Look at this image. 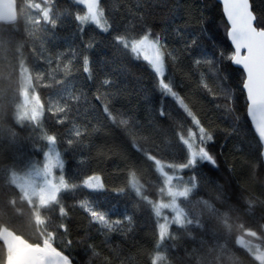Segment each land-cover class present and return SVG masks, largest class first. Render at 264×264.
Listing matches in <instances>:
<instances>
[{"label": "snow or ice", "instance_id": "obj_1", "mask_svg": "<svg viewBox=\"0 0 264 264\" xmlns=\"http://www.w3.org/2000/svg\"><path fill=\"white\" fill-rule=\"evenodd\" d=\"M162 2L168 9L167 27L155 33L147 24L158 6L152 0L125 6L124 15L141 22L139 31L136 24L126 27L106 15L101 0H75L83 10L67 13L58 11L54 0H0V22L7 26L0 28V218L12 221L14 213L21 214L36 234L30 240L7 224L0 225V264H74L73 241L67 239L70 232L65 222L70 209L62 193L79 189L100 192L105 184L95 172L66 176L63 156L69 151L90 156L93 150L97 158H104L107 152L120 155L127 187L135 197L131 207L125 205L119 214L99 201L79 200L89 224L104 234V243L114 254L101 264H141V259L143 264H264V0H259L258 11L253 10L251 0H219L230 51L215 42L204 43L207 29L199 19L195 25H175L180 6ZM66 16L74 18V35L80 37L83 47L70 45L66 51H52L40 34H54ZM21 20L22 31L11 27L19 26ZM89 24L109 35L104 47L111 50L110 58L94 59L91 55L99 42L94 34L85 39ZM169 29L179 47H170L164 34ZM29 44L30 56L42 60L43 65L30 66L25 55ZM125 57L127 62L141 58L146 62L147 82L138 77V89L121 87L115 78L118 71L131 73ZM232 65L240 66L242 73L237 87L245 97L243 120L235 114L234 82L226 74ZM56 72L62 73L61 79H56ZM80 73L86 74L83 83L77 79ZM185 81L194 82L212 98L219 118L229 121L225 134L256 154L258 163L249 161L248 167L258 195L238 183L235 168L228 179L216 176L220 166L208 149L214 132L201 119L203 109L195 110L199 102L184 92ZM41 86L49 90L47 100L38 91ZM150 92L159 93L152 107H148L152 105ZM133 93L143 94L142 111L126 104L117 107ZM167 98L173 101L172 107L165 103ZM180 120L190 121L192 127ZM109 127L120 131V145L96 142L101 134L111 135L106 131ZM35 155L42 157V163ZM167 158L181 162L166 163ZM86 162L81 160V164ZM185 171L187 179L177 175ZM151 187L157 189L158 199L146 194ZM21 203L31 209L27 215L21 213ZM142 205L154 217L156 232L150 248L135 242L136 213ZM166 210L170 215L164 214ZM113 215L123 218L113 219ZM113 233L130 243L127 255L122 254V245L113 248L109 243ZM58 239L63 249L56 246ZM132 247L144 249L143 257L133 253ZM95 249L89 245L92 257L99 258Z\"/></svg>", "mask_w": 264, "mask_h": 264}, {"label": "trees", "instance_id": "obj_2", "mask_svg": "<svg viewBox=\"0 0 264 264\" xmlns=\"http://www.w3.org/2000/svg\"><path fill=\"white\" fill-rule=\"evenodd\" d=\"M21 0H17V3H20ZM137 0H101V3L105 6V13L112 15L115 19L121 21V23L130 27L133 24L138 25L137 31H139V25L141 22L133 20L130 16L124 15L125 6L128 4L135 5ZM253 4V10L258 11L260 7L259 0H251ZM54 3L58 5V11H68L76 12L82 11V6H79L75 3V0H54ZM153 4L158 5L148 16L147 24L155 33H161L162 29L167 27L165 23L167 8L163 6L162 0H152ZM169 5L175 4L179 5L180 9L176 12L175 25H181L185 22L196 24L197 20H201L204 24V27L207 29V35L204 38V43L206 45L215 42L216 45L222 49L230 51V41L226 37L224 17L222 14V7L217 0H168ZM115 7L117 11L113 12L112 9ZM199 9V12H197ZM63 23L57 26L53 31H48L41 33L42 39L47 41V47L52 51H66L68 47L78 46L83 47L81 39L78 36L74 35L75 32V21L72 16H66L62 18ZM174 25V26H175ZM7 27L4 25V22H0V28ZM20 30H23V20L19 26ZM88 34H94L97 43L96 47L93 49L91 55L94 59H103V57H111V50L104 47V42L109 39V35L102 33L95 25L89 24L86 28V36ZM168 36V42L170 47L179 45L175 44V38L171 32V29L168 32L164 33ZM40 42L37 41L36 47L38 51ZM32 45L29 44L25 55L29 56L30 66H34L36 63L43 65V61H37L34 57L30 56ZM124 56L123 53H121ZM125 62L127 66L131 68V73L128 72H117L115 78L121 87L127 88H139L138 77H143L145 84L147 82V74L145 72L146 62H143L142 58L139 62L132 61L127 62V57H125ZM185 64L187 60L184 61ZM56 64L53 61L52 67L55 68ZM79 67V65H77ZM229 76V79L232 80L234 91L236 92V116L243 120L245 118V97L244 94L239 90L237 85L239 84V79L242 76L240 68L232 65L228 72L226 73ZM56 79L62 78V73H54ZM85 75L83 73L78 74L77 79L80 83L84 82ZM177 79H180V73H177ZM195 77H193V81ZM50 81H46L48 83ZM210 86L212 81H209ZM79 88V85H77ZM90 87V85H89ZM91 92H95V88L90 87ZM106 89H101L104 91ZM38 91L41 94L42 99L47 100L49 96V90L41 86ZM85 91H89V88H85ZM184 92L191 95L193 102H199L197 105V111L201 108L203 109L200 112L201 119L204 121L205 127L210 128L214 132V140L208 143L209 151L216 156L217 163L219 164V172L216 173L217 177H224L228 179L230 177V170L232 168L236 169L234 175L239 177L238 183L245 185L249 192L259 194V190L256 187V181L250 175V168L248 167V162L258 163L256 160V154L250 152L247 147L242 145L238 140L232 138L225 134V129L229 127V121L227 118L220 119V113L216 111L212 104V98L206 97L203 92L196 87V84L192 81L184 82ZM184 94V93H182ZM152 98V107L157 104L155 99L159 93H149ZM165 103L169 106H173V101L171 98H167ZM217 103H222V101H217ZM121 104H126L130 107H137L143 109V94H128L127 99H121L117 104L119 107ZM146 115L147 113H142ZM181 124H185L187 127H192L190 121L180 120ZM183 129H178L182 131ZM193 131L195 128L192 129ZM106 131L110 132V136H105L101 134L100 138L96 141L97 143H104L108 147H114L122 143L121 133L115 127H109ZM39 143V141L37 142ZM145 147H150V145H145ZM131 151V149H129ZM63 151V149H62ZM84 153L87 154L88 149L85 148ZM176 156L180 155V149L177 147L174 149ZM35 159L39 160L42 163V157L39 155L34 156ZM65 161V175L72 177L79 172H85L91 175L95 172L98 175H101L104 179L105 190L100 192H91L88 189H79L75 193H62V200L66 206L69 207V219L65 222L69 226V236L67 239L73 241L72 247L70 249L71 255L74 258V264H89L91 258V264H101V261L107 257L108 259H113L114 254L108 251V245L104 243L105 236L102 232H98L97 228L89 224L87 214L79 207V200L81 199H90L99 201L103 207H114L117 214L123 213L125 211V205L131 207V204L135 202V197L132 195L131 190L127 187L128 177L126 175V167L124 160L120 157L117 152H107L104 158H97V153L95 150L91 152V155H81L80 152H66L63 156ZM81 160H86L87 162L81 164ZM166 163H179L180 160H173L171 158L165 159ZM207 171V168L204 169ZM184 176L187 179L188 172L177 173ZM138 177L140 173H137ZM221 183L224 180H220ZM123 188L125 192L116 191V189ZM153 199H158V192L155 187L148 189L146 193ZM166 199V197H165ZM18 207L23 215H27L31 209L26 204H19ZM47 215V213H44ZM113 219H122L120 215H113ZM137 219V228L135 235V242L139 245H143L145 248H150L152 246L153 238L156 232L154 227V217L150 216L147 206H141L136 213ZM7 224L13 230H16L18 234H23L26 239L34 240L36 238L35 229L29 228L26 226L24 219L21 214L14 213V219L8 221L4 218H0V225ZM22 230V231H21ZM175 232V228H173ZM259 235V233H258ZM89 237H91L89 239ZM247 239H252L255 243H261L259 239L246 237ZM187 239V238H185ZM79 241V242H77ZM109 243L115 248L118 244L123 246V255H127V250L131 247L129 242L121 239L119 233H113ZM89 245L96 246V252L100 253L99 258L92 257V253L89 250ZM58 248L63 249V245L60 244L59 239L56 242ZM194 246V245H193ZM0 249H3V244L0 243ZM131 251L133 253L139 252L141 257H143L144 249L139 247H132ZM141 264H143V259H141ZM258 264V262H257Z\"/></svg>", "mask_w": 264, "mask_h": 264}, {"label": "rangeland", "instance_id": "obj_3", "mask_svg": "<svg viewBox=\"0 0 264 264\" xmlns=\"http://www.w3.org/2000/svg\"><path fill=\"white\" fill-rule=\"evenodd\" d=\"M194 131H196V129ZM177 175H179V174H177ZM164 214L165 215H170V210H166Z\"/></svg>", "mask_w": 264, "mask_h": 264}, {"label": "water", "instance_id": "obj_4", "mask_svg": "<svg viewBox=\"0 0 264 264\" xmlns=\"http://www.w3.org/2000/svg\"><path fill=\"white\" fill-rule=\"evenodd\" d=\"M218 2H219V0H217ZM235 66V65H234ZM236 67H238V68H240V66H236Z\"/></svg>", "mask_w": 264, "mask_h": 264}]
</instances>
